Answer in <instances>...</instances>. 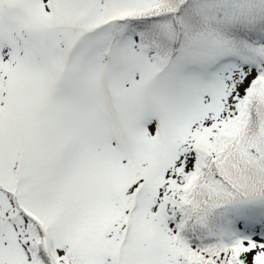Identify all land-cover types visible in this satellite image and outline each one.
Segmentation results:
<instances>
[{"label": "snow or ice", "instance_id": "6c2138e0", "mask_svg": "<svg viewBox=\"0 0 264 264\" xmlns=\"http://www.w3.org/2000/svg\"><path fill=\"white\" fill-rule=\"evenodd\" d=\"M0 264H264V0H0Z\"/></svg>", "mask_w": 264, "mask_h": 264}]
</instances>
